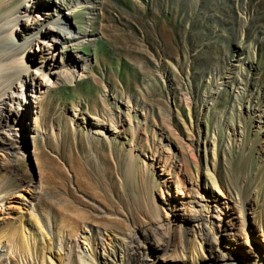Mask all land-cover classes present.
<instances>
[{"label":"rangeland","instance_id":"1","mask_svg":"<svg viewBox=\"0 0 264 264\" xmlns=\"http://www.w3.org/2000/svg\"><path fill=\"white\" fill-rule=\"evenodd\" d=\"M47 1L46 8L36 0L22 5L29 19L19 30V39L38 28L49 32L52 26L48 23L56 16L53 5L70 6L73 0ZM79 1V8H71L67 15L78 41H67L70 38L65 34L63 47L59 44L55 49L45 38L27 48L26 59L42 66L39 71L28 69L26 83L32 90L25 91L16 83L15 91H24L26 96L22 103L28 109L27 128L22 132L12 126L2 136L14 151L11 158L2 155V168L10 173L12 182L31 184L33 203L40 204L41 210L49 209L54 217L50 223L54 232L66 187L74 195V204L91 202L87 192L75 187L72 157L83 150L99 162L94 147L103 141L109 145L105 151L111 165L117 155L132 150L138 169L155 175L159 197L167 194V186L176 191L177 172L184 179L186 199H198L199 206L210 199V191L203 185L206 175L194 174V167L205 168V158L226 184L231 171H250L252 163L254 173L261 171L264 131H259L262 138L254 143L253 160L247 156L250 142L246 141L248 136L255 140V131L264 125V0ZM64 51L87 58L85 67L74 76L66 74V80L61 63ZM21 106L9 102L11 113L18 107L16 119L21 116ZM112 115L117 116V126L110 123ZM97 118L104 119V126L96 125ZM38 167L47 178L41 192ZM87 170L96 182V171L89 166ZM114 178L117 181L116 175ZM257 179L258 186L248 198L252 208L248 221L256 242L263 245V171ZM197 190L200 194L196 195ZM230 190L220 187L217 192L214 188V193L223 202L229 200L228 194L234 196ZM232 199V206L224 204L228 214L222 222L231 227L230 234L239 236L235 229L242 232L241 249L246 250L249 238L246 240L238 218L237 198ZM26 201L11 200L10 208L0 212V226L17 220L20 213L28 223ZM81 207L90 216L95 214L94 207ZM180 207V214L188 213L186 205ZM155 256L160 263L170 258L169 253Z\"/></svg>","mask_w":264,"mask_h":264},{"label":"bare ground","instance_id":"2","mask_svg":"<svg viewBox=\"0 0 264 264\" xmlns=\"http://www.w3.org/2000/svg\"><path fill=\"white\" fill-rule=\"evenodd\" d=\"M30 1L35 3V0H0V212L10 208L11 200L18 199L26 203L28 199L29 205L26 217L29 224L25 223L20 213L17 220L0 226V264H264V244L256 242L254 228L248 221V210L252 209L248 198L252 189L258 186L257 176L264 172V164L259 173H254L252 162L250 171H231L228 184L220 179L214 166L208 167L206 158L204 169L194 167V174L204 172L206 182L203 185L205 188L207 185L210 191V199L203 206H199L198 199H186L185 182L177 172L174 177L176 191L171 192L167 186V194L164 192L165 195L159 197L156 194L158 183L155 175L153 172H147L145 175L138 169L132 150L125 155H117L111 165L109 154L105 151L109 145L103 141L100 146L94 147L101 166L98 161H92L88 155H84L83 150L72 157L71 164L76 189L87 192L85 194L89 195L91 200L81 206L94 207L95 217L93 214L90 216L80 205L73 203L74 195H70L72 191L66 187L64 202L58 211L57 232L52 230L50 223L54 217L48 212L49 209L41 210L40 204L33 203L31 184L23 186L12 182L10 173L2 168V155L11 158L10 155L14 152L12 145L2 141V136L12 126L20 127L22 132L27 128L25 119L28 109L26 104L22 103L25 95L24 91H15L18 89L16 83L25 91L32 90L30 84L26 83L28 69L33 67L35 71L42 70V66L34 65L26 59L27 48L32 43L38 45V41L45 38L55 49L59 44L63 47L65 41H62V37L65 34L70 38L67 41H78L79 36L70 29L67 15L71 8L78 9L81 2L73 0V6L54 4L56 16L53 17V23H48L52 29L48 28L49 32L43 33L41 28H38L25 33L24 38L19 39V30L29 19V12L26 9L21 10L22 5ZM40 2H43L45 8L48 6L47 0H36V3ZM64 53H61V63L65 79L66 74L74 76L76 71L82 70L87 58L80 54L73 56L70 52ZM13 101L22 105L21 116L17 119L18 107L12 113L8 107L9 102ZM250 114H247L248 117ZM12 117L19 123L13 121ZM116 117L110 116L112 126H117ZM97 120L96 125L104 126L101 124L104 119ZM259 131H264V125L255 131V140L248 136L246 141L250 142L247 156L252 160L254 143L262 138ZM133 136L136 138L137 134L134 132ZM69 147L71 148L72 144ZM214 147L212 158L216 156ZM86 166L96 171V182L91 179ZM38 169L41 192L47 178L40 167ZM185 169L188 171V168ZM114 175L117 181L113 179ZM106 179L109 182H106ZM220 187L231 189L237 198L235 206L239 213L238 218L246 240L249 238L246 250L241 249L242 232L235 229L239 236L230 234L231 227L222 222L223 215L228 214L224 204L232 206L234 196L228 194L229 200L222 199L224 201L221 202L214 193V188L218 192ZM195 194L200 193L197 190ZM95 198L101 199L102 202ZM6 202L9 204L4 206ZM182 205L188 207L185 209L188 213H179ZM229 220L233 222L230 217ZM63 232L65 236L62 235ZM260 236L264 241V224ZM151 239L156 242L155 245ZM152 246L155 251L150 248ZM149 250L155 254L152 255ZM158 253H169V261L160 263L155 256Z\"/></svg>","mask_w":264,"mask_h":264}]
</instances>
